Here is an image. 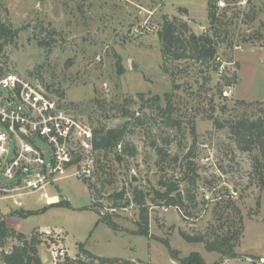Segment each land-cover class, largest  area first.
Instances as JSON below:
<instances>
[{
	"label": "rangeland",
	"instance_id": "obj_1",
	"mask_svg": "<svg viewBox=\"0 0 264 264\" xmlns=\"http://www.w3.org/2000/svg\"><path fill=\"white\" fill-rule=\"evenodd\" d=\"M203 6L206 0H0V22L16 33L0 50L3 76L29 82L92 131L125 130L123 147L136 150L96 151L92 177L60 181L53 193L62 190L66 202L46 214L40 194L19 203L0 201L8 227L29 239L40 236L43 264H63L65 255L90 260L80 244L96 256L131 264H180L175 256L192 253L215 264L220 254L208 252L204 243H188L182 233L213 239L237 229H244L239 257L222 264H257L264 257L261 155L257 148L243 152L230 130L214 123L227 126L263 114L264 17L253 8L246 16L228 17L214 8L212 25ZM180 8L198 20L185 19L187 10ZM165 17L187 23L196 35L214 37L218 29L215 59L165 58L159 37ZM161 182L179 183L183 207L151 203L154 190L165 191ZM135 188L151 194L147 233L132 202ZM122 191L125 199L113 197ZM20 211L37 213L23 219L15 213ZM100 214L120 230L101 222ZM18 244L6 240L0 254ZM52 247L67 252L54 258Z\"/></svg>",
	"mask_w": 264,
	"mask_h": 264
},
{
	"label": "built area",
	"instance_id": "obj_2",
	"mask_svg": "<svg viewBox=\"0 0 264 264\" xmlns=\"http://www.w3.org/2000/svg\"><path fill=\"white\" fill-rule=\"evenodd\" d=\"M214 6L227 17L246 16L251 8L264 17V0H214ZM95 152L93 131L63 106L17 76L0 77V201L19 203L25 195L40 194L46 208L66 202L62 190H53L69 177L90 179ZM64 252L50 249L54 258ZM256 263L264 264V257Z\"/></svg>",
	"mask_w": 264,
	"mask_h": 264
},
{
	"label": "trees",
	"instance_id": "obj_3",
	"mask_svg": "<svg viewBox=\"0 0 264 264\" xmlns=\"http://www.w3.org/2000/svg\"><path fill=\"white\" fill-rule=\"evenodd\" d=\"M162 3L163 0H154ZM214 0H209V20L212 25L217 22L216 12L214 10ZM216 9V8H215ZM16 33L0 22V50H3L6 44L12 41ZM214 37L201 34L196 35L188 27L187 23L176 20L169 21L165 17L162 30L159 32V37L163 45V55L165 58H173L176 62L192 59L196 62H204L214 60L217 55V45L214 39L220 36L218 29L214 32ZM220 64H217L219 68ZM2 68H0V77L3 76ZM229 86L231 84H228ZM241 104H246L241 101ZM263 114L256 118L242 117L240 119L229 122L224 126L219 120H215V125L219 129L228 128L234 136L238 147L246 153L252 152L255 148L259 150L262 161V168L264 169V110ZM126 131L121 129H109L105 127L97 128L93 131L94 148L96 151H113L121 148V153L134 155L136 150L131 145H125ZM161 153V150L159 151ZM119 158V156H118ZM178 183V182H177ZM174 182H161L160 187L165 191L157 189L153 191V197L150 199L151 203L156 206L163 205L167 207H183V196L178 192V184ZM151 194H145L139 188L133 191L132 202L135 203L141 210L140 217L142 218V233H147L149 230V208L146 206L147 197ZM126 192L122 191L115 193L113 197L117 200L125 199ZM188 200L196 202L194 196L190 195ZM114 204L113 209L117 208ZM21 217L27 218L35 215L37 212L24 211L15 212ZM101 215V222L105 223L114 231H119L120 226L112 220L110 216ZM244 229L233 230L224 236L216 235L213 239L201 234L199 236H190L182 233L184 240L188 243H204L208 252H216L220 254V260L215 264H222L227 259L238 258L236 248L239 245L240 239L243 235ZM40 236L32 235L29 239L23 233L17 232L14 228L8 227L5 216L0 211V247L5 246V241L10 238H16L20 244L14 246L10 252L2 251L0 260L3 264H43L40 256L38 246L42 243ZM80 250L90 260H72L68 255H65L64 262L70 264H131L129 261H121L118 258H107L94 255L85 248L84 244H80ZM180 264H207L199 253H192L190 256L182 259L174 257Z\"/></svg>",
	"mask_w": 264,
	"mask_h": 264
},
{
	"label": "crops",
	"instance_id": "obj_4",
	"mask_svg": "<svg viewBox=\"0 0 264 264\" xmlns=\"http://www.w3.org/2000/svg\"><path fill=\"white\" fill-rule=\"evenodd\" d=\"M164 2H165V0L162 1L163 4H164ZM180 9H185V10H187V15H186V17H184L185 19L190 20V22H194L195 20H196V21L198 20L197 17L195 16L196 14H195L192 10H190V9H188V8H180ZM202 9L205 11V15H204V17L207 18V22H208V21H209V0H206V7L203 6ZM50 208H51V207H50ZM50 208H46V207L43 206V209H42L43 213L46 214L47 210L49 211ZM23 219H25V218H23ZM6 222H7V221H6ZM7 224H8V223H7ZM38 228H40V227H38ZM16 229H18V228H16ZM40 229H41L42 231H49V229H47V228H44V229L40 228ZM64 249H65V248H64ZM64 251L67 252L66 249H65ZM227 260H229V259H227ZM227 260H225V261H227Z\"/></svg>",
	"mask_w": 264,
	"mask_h": 264
},
{
	"label": "water",
	"instance_id": "obj_5",
	"mask_svg": "<svg viewBox=\"0 0 264 264\" xmlns=\"http://www.w3.org/2000/svg\"><path fill=\"white\" fill-rule=\"evenodd\" d=\"M133 181H134V178H133Z\"/></svg>",
	"mask_w": 264,
	"mask_h": 264
}]
</instances>
